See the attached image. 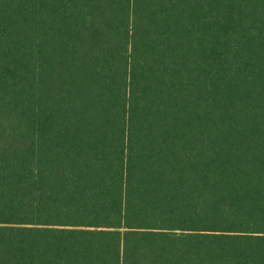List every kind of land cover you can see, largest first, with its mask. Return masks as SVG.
Instances as JSON below:
<instances>
[{"label":"trees","instance_id":"16d2710c","mask_svg":"<svg viewBox=\"0 0 264 264\" xmlns=\"http://www.w3.org/2000/svg\"><path fill=\"white\" fill-rule=\"evenodd\" d=\"M0 264H264V0H0Z\"/></svg>","mask_w":264,"mask_h":264}]
</instances>
